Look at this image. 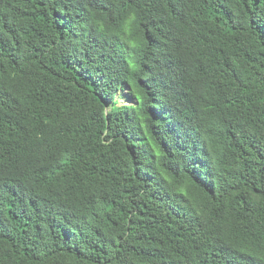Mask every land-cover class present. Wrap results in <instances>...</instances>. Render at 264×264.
Returning <instances> with one entry per match:
<instances>
[{"label": "trees", "instance_id": "1", "mask_svg": "<svg viewBox=\"0 0 264 264\" xmlns=\"http://www.w3.org/2000/svg\"><path fill=\"white\" fill-rule=\"evenodd\" d=\"M0 264H264V0H0Z\"/></svg>", "mask_w": 264, "mask_h": 264}, {"label": "rangeland", "instance_id": "2", "mask_svg": "<svg viewBox=\"0 0 264 264\" xmlns=\"http://www.w3.org/2000/svg\"><path fill=\"white\" fill-rule=\"evenodd\" d=\"M128 91H129V87L126 86L123 90L119 91L117 94V98H118V103L119 104H123V103H134L135 100H132L130 98L126 99V95H128Z\"/></svg>", "mask_w": 264, "mask_h": 264}]
</instances>
